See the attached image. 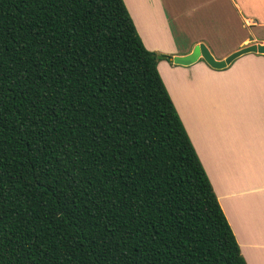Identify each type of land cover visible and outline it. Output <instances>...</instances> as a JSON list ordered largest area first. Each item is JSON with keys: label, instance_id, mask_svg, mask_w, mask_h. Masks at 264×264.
Segmentation results:
<instances>
[{"label": "trees", "instance_id": "1", "mask_svg": "<svg viewBox=\"0 0 264 264\" xmlns=\"http://www.w3.org/2000/svg\"><path fill=\"white\" fill-rule=\"evenodd\" d=\"M123 0H0V264H247Z\"/></svg>", "mask_w": 264, "mask_h": 264}, {"label": "crops", "instance_id": "2", "mask_svg": "<svg viewBox=\"0 0 264 264\" xmlns=\"http://www.w3.org/2000/svg\"><path fill=\"white\" fill-rule=\"evenodd\" d=\"M212 4L235 14L234 29L242 31L225 48L217 45L221 34L191 31L189 19L177 16L175 0H133L127 10L144 46L171 58L200 42L216 59L264 44V0H198L197 6L205 12ZM210 20L203 14L198 21L205 26ZM157 69L241 255L247 264H264V54L240 55L223 69L201 59L190 65L160 59Z\"/></svg>", "mask_w": 264, "mask_h": 264}, {"label": "rangeland", "instance_id": "3", "mask_svg": "<svg viewBox=\"0 0 264 264\" xmlns=\"http://www.w3.org/2000/svg\"><path fill=\"white\" fill-rule=\"evenodd\" d=\"M123 1L126 7L128 3L129 6L131 7L130 9L133 10V6H132L133 0H126L127 3L125 2V0ZM175 1L177 2V16H183V18L189 19L187 25L188 28L191 29V31L198 32L205 30L211 34H215V37L221 34V41L217 44L218 46H220V48L222 47L225 48V46H229L231 43L234 44L235 40H237L242 35L241 29H236V28L234 29V24L236 23V20L234 18H236L237 16L235 14L233 15V13H229L225 7H222L219 4H212L204 12L202 9H198L197 6L198 0H175ZM129 6L127 7V9H129ZM200 14L201 15L206 14L211 19L209 22H207L205 26H201L200 22L198 21L199 17L201 16ZM175 22L176 24L179 23V21H175ZM172 23H173V27L177 29L175 23L174 22ZM199 44H201V42ZM211 51L210 52L212 53V55H214L213 50ZM156 53L158 55H162L158 52ZM168 55L171 56V54ZM201 61L205 62L203 59H201ZM168 62L169 64L171 63L170 61ZM207 65L210 68L215 69L211 67L209 64Z\"/></svg>", "mask_w": 264, "mask_h": 264}, {"label": "water", "instance_id": "4", "mask_svg": "<svg viewBox=\"0 0 264 264\" xmlns=\"http://www.w3.org/2000/svg\"><path fill=\"white\" fill-rule=\"evenodd\" d=\"M246 53L264 54V44L253 43L230 53L224 59H216L207 46L201 43L194 46L190 53L181 56H174L171 59L172 62L177 65H190L199 59H203L211 67L215 69H223L234 59Z\"/></svg>", "mask_w": 264, "mask_h": 264}]
</instances>
